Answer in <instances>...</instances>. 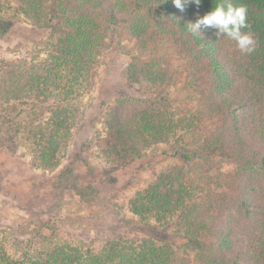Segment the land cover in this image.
<instances>
[{
  "label": "trees",
  "instance_id": "16d2710c",
  "mask_svg": "<svg viewBox=\"0 0 264 264\" xmlns=\"http://www.w3.org/2000/svg\"><path fill=\"white\" fill-rule=\"evenodd\" d=\"M218 2L180 12L172 0H0L11 23L22 16L55 27L45 51L0 62V89L8 92L0 95V130L14 143L29 145L45 169L56 166L85 123L100 60L117 35L120 48L127 41L134 49L127 76L159 93L122 96L109 107L101 155L120 166L166 145L164 154L191 166L164 169L130 201L134 216L159 225L137 224L152 235L112 234L99 251L39 236L20 257L0 242V264H264V0H233L247 10L251 54L214 29L190 31ZM185 75L186 85L197 84V105L160 96ZM185 139L193 150L176 148ZM171 227L182 246L162 236Z\"/></svg>",
  "mask_w": 264,
  "mask_h": 264
},
{
  "label": "rangeland",
  "instance_id": "374dc122",
  "mask_svg": "<svg viewBox=\"0 0 264 264\" xmlns=\"http://www.w3.org/2000/svg\"><path fill=\"white\" fill-rule=\"evenodd\" d=\"M10 7L11 2L5 1V9ZM11 15H0V62L29 60L35 52L45 51L55 27L41 28L22 16L11 23ZM109 44L111 49L100 60L98 83L86 100L85 123L72 135L54 168L42 167L29 145L24 141L14 143L10 132L0 130V242L15 257L27 253L30 241L34 243L39 236L99 251L112 234L152 235L149 228L137 224H158L134 216L130 201L164 169L191 167L181 156L164 154L169 151L166 145L120 166L101 155L102 121L109 107L122 96L148 99L159 93L133 84L127 76L134 54L131 43L125 41L120 48L117 35H112ZM185 79L190 80L185 75L180 84L160 96L185 104L198 103L197 84L186 85ZM0 91V95L8 94L7 90ZM176 148L193 150L195 143L185 139ZM161 229L163 237L169 235L177 246L183 245L176 227Z\"/></svg>",
  "mask_w": 264,
  "mask_h": 264
},
{
  "label": "clouds",
  "instance_id": "9594fccd",
  "mask_svg": "<svg viewBox=\"0 0 264 264\" xmlns=\"http://www.w3.org/2000/svg\"><path fill=\"white\" fill-rule=\"evenodd\" d=\"M172 2L180 12H183L186 5L195 3L198 7L201 0H172ZM189 26L193 34L199 35L204 31L214 29L218 37L226 36L233 41L241 53L251 54L254 51V38L250 31H246L248 28L247 10L243 5L234 4L233 0H219L211 11L198 17Z\"/></svg>",
  "mask_w": 264,
  "mask_h": 264
}]
</instances>
